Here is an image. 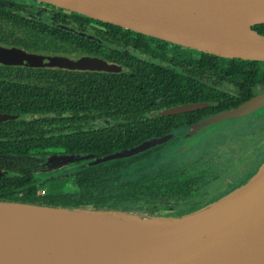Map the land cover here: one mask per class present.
<instances>
[{"label": "trees", "instance_id": "trees-1", "mask_svg": "<svg viewBox=\"0 0 264 264\" xmlns=\"http://www.w3.org/2000/svg\"><path fill=\"white\" fill-rule=\"evenodd\" d=\"M105 25L119 36L123 32L122 51L109 47L102 36L97 42L55 33L91 56L114 59L123 68L118 73L37 69L27 75V81L12 78L7 72L10 68L0 67V113L21 116L0 124V170L7 172V177L0 178V201L180 217L235 189L245 178L243 172L235 174L238 179L229 187H217L215 184L224 179L221 169L211 180L209 168L200 166V161L188 169L179 167L126 180L148 169L168 144L58 177L63 187L56 193L46 192L38 183V166L50 154L104 159L154 138L190 129L209 116L237 107L254 97V90L264 84L262 62L220 58ZM254 30L264 36V24ZM127 45L132 46V52L126 53ZM138 50L151 57L140 58L135 54ZM226 76L234 84L231 93L217 89L216 78ZM204 102L210 106L177 115L158 114ZM259 144L262 154L251 157L254 166L245 170L249 174L264 161V143Z\"/></svg>", "mask_w": 264, "mask_h": 264}, {"label": "water", "instance_id": "water-1", "mask_svg": "<svg viewBox=\"0 0 264 264\" xmlns=\"http://www.w3.org/2000/svg\"><path fill=\"white\" fill-rule=\"evenodd\" d=\"M35 1L209 55L264 62V36L254 30L264 24V0ZM0 63L114 70L99 59L71 61L1 47ZM209 106L188 104L158 114ZM263 109L264 91L192 126L189 136ZM18 117L4 114L0 121ZM170 138H154L103 160L131 157ZM93 157L54 154L38 168L56 171ZM45 215L55 223L31 224ZM5 253L7 261L0 264H264V161L241 185L180 217L0 202V254Z\"/></svg>", "mask_w": 264, "mask_h": 264}, {"label": "flooded vegetation", "instance_id": "flooded-vegetation-1", "mask_svg": "<svg viewBox=\"0 0 264 264\" xmlns=\"http://www.w3.org/2000/svg\"><path fill=\"white\" fill-rule=\"evenodd\" d=\"M75 14L77 13L60 9L50 4L38 2L35 0H0V47L8 50L17 49L32 55L61 57V58L69 59L71 61H78L83 58L99 59L107 63L108 66L114 67L113 71L112 70L110 71L69 70L59 67L36 68V67H26L22 65H5L2 63H0V67L10 68V70H7V72L11 75L12 78H14L15 76L20 79H26V80H27V75L29 73L35 72V70L37 69L40 70L53 69L59 72H76V73H84V72L118 73L122 71L123 68L117 65L114 62V59L109 60L104 56H91L87 51L76 47V44L70 43L64 38H60V36L57 33H55V31H58V33L61 32L66 35H74L75 37H78L80 39H86L89 41H97V42H101V39L99 40L98 38L99 36L100 37L102 36L106 38V44L109 47L119 51L123 50V37H122L123 32H121L119 36L118 32L109 31L108 28L105 27L106 26L105 24L107 23L99 22L96 20H94L96 22H86L76 17ZM131 37L135 38L134 36ZM132 50H133L132 46L127 45L126 53L132 52ZM135 54L140 56V58L142 59H149L151 57L149 53L141 52L139 50L135 51ZM151 59H153V57ZM261 67L264 68V62H262ZM35 80L36 78L32 79V81ZM216 85H217V89L220 90L223 89L229 93L233 92L232 90L234 89V84L229 80L228 76H226L225 78L217 77ZM262 91H264V84L258 86L254 90V96L261 93ZM204 103H208V102H204ZM4 114L7 113H0V115H4ZM7 115L19 116V117L13 120L7 119L0 121V124L13 122L21 117L20 115H12V114H7ZM210 117L212 116H209L204 120ZM248 118L257 119V125L256 127H254V129L247 128L244 124L236 125L238 122H241L244 119H248ZM259 120L261 122H259ZM230 122H232L233 124ZM218 128L220 129V131L215 132V130H217ZM189 130L190 129L184 128L182 129V132L179 131L167 135L170 136L171 138L165 144H172L176 141L185 142V143L192 141L193 143L196 142L194 140H196L201 135L207 136V135H212L214 133L217 134V135L214 134V137L218 136V139L216 140L217 143L218 142L240 143V142H246L247 140L249 141L251 139H252L251 141L254 143L255 141H257V143L258 142L264 143V109L258 113H251L240 118L228 119L225 120L224 122L217 123L212 127H210L209 129L194 135L192 138H190L189 136ZM167 146L168 145H165V147ZM157 147L151 148L140 154L146 153ZM54 154H59V153L50 154L47 156L45 160H47L50 156ZM81 156L91 157V155L89 156L81 155ZM131 157H127V158H131ZM93 158L96 161H98L96 165L106 163L112 160L124 159L121 158V159H111L104 161L103 157L97 158V156H94ZM80 161H76V162H80ZM41 162L43 163L45 161H41ZM41 173H43V171L41 172L37 171L35 174L38 179V183L40 184L42 181L38 178V176ZM3 177H7V172H3L0 170V178ZM0 202H12V201H0ZM13 203H19V202H13Z\"/></svg>", "mask_w": 264, "mask_h": 264}, {"label": "rangeland", "instance_id": "rangeland-1", "mask_svg": "<svg viewBox=\"0 0 264 264\" xmlns=\"http://www.w3.org/2000/svg\"><path fill=\"white\" fill-rule=\"evenodd\" d=\"M259 122L261 121L259 120ZM243 124L247 128L254 129V127L257 125V119H244L243 121L238 122L236 125ZM216 131H220V129L218 128L215 130V132ZM214 134L207 136L201 135L196 140H194L196 142L193 143L190 140L191 142L189 143L176 141L172 144H168V146L157 155L159 158L157 159L156 157L154 161L150 163V167H148V169L140 174L128 177L126 180L134 181L146 176L147 174L171 172L175 171L179 167H181L179 169H188L191 167V165H199L201 162L202 164L200 166L205 164L204 167L207 166L206 169L209 168V178L211 180H215L219 176L218 173L221 169V178L224 179L223 181H219L220 183L218 182L215 184L217 187H229L232 180L235 182L238 179L235 178V174H239L240 172H243V176L245 177L241 182H245L250 175L245 170H248L254 166V160H251V157L254 158L257 155L259 156L261 152V144H259V142L257 143V141H255V143L251 142L252 139L247 141L249 142L247 144L228 142L217 143L216 140L218 139V136L214 137ZM262 146L264 148V144H262ZM236 149L239 151H236ZM246 154H251V156H243ZM198 161L200 162L198 163ZM96 162L97 161L94 158L89 160H81L80 162L75 161L56 171L43 172L38 176V178L42 181L40 185L46 192L56 193L63 187L62 180L58 179V177H69L85 167L96 165ZM240 183L236 187L242 184ZM227 193L228 192H226V194Z\"/></svg>", "mask_w": 264, "mask_h": 264}, {"label": "bare ground", "instance_id": "bare-ground-1", "mask_svg": "<svg viewBox=\"0 0 264 264\" xmlns=\"http://www.w3.org/2000/svg\"><path fill=\"white\" fill-rule=\"evenodd\" d=\"M45 217H46V219H45ZM45 217L39 218L35 222H33L31 224L39 225L38 227H41V226H49L53 222L55 223V221L52 218L48 217L47 215H45ZM6 259H7V253L0 254V263L1 262H6L7 261Z\"/></svg>", "mask_w": 264, "mask_h": 264}, {"label": "built area", "instance_id": "built-area-1", "mask_svg": "<svg viewBox=\"0 0 264 264\" xmlns=\"http://www.w3.org/2000/svg\"><path fill=\"white\" fill-rule=\"evenodd\" d=\"M44 193V192H43Z\"/></svg>", "mask_w": 264, "mask_h": 264}]
</instances>
